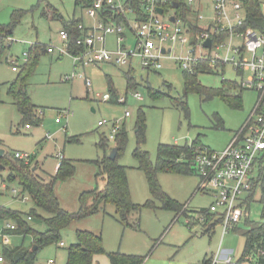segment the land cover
<instances>
[{
  "label": "rangeland",
  "instance_id": "374dc122",
  "mask_svg": "<svg viewBox=\"0 0 264 264\" xmlns=\"http://www.w3.org/2000/svg\"><path fill=\"white\" fill-rule=\"evenodd\" d=\"M57 13L63 19L57 18ZM171 14L169 12L165 18ZM15 18H18V23L6 40L9 47L0 62V148L9 157L17 152L31 155L32 166H39V175L45 181L56 174L60 163L57 155H63L65 160L73 162L75 175L56 184L57 196L67 211H79V196L83 191L104 186L102 178L96 179L97 167L86 162L104 158L105 152L99 147L101 137L109 139L108 155L115 147L114 139L110 136L116 121L128 132V143L118 159L119 163L128 169L133 201L145 205L152 200V195L146 175L138 169V161L133 155L137 146L135 126L140 109L144 111L146 119L143 149L150 153L155 163L161 143L191 145L199 138L204 146L213 151L224 150L234 133L245 124L258 101L259 94L252 89L243 91L241 108L232 107L218 96L208 99L197 92L186 94L184 70L170 59L162 60L163 68L158 72H147L136 61L134 76L138 87L127 91V66L105 63L76 68L71 55L61 56L59 51L49 54L41 50L35 73L29 82V94L38 108L36 116L41 123L33 124L32 129L27 130V121L8 90L9 84L19 73L13 71L11 61L16 60L22 66L25 54L33 47L47 49L63 46L60 32L64 30L66 21L81 20L86 27H91L94 20L88 17L86 9L76 5V0H0V29L8 31ZM135 41L134 34L127 30L125 45L132 47ZM115 45V37L110 35L106 46L114 49ZM181 51L180 46L173 49L176 56L185 54ZM249 76V73L245 74L246 78ZM86 79L91 82L90 87L86 86ZM223 79L240 83L242 75L232 65L219 72L199 75L201 85L212 89L220 88ZM148 85L162 95L153 99ZM111 87L119 98H127L125 104L102 99L106 94L112 96ZM137 94L142 96V101L135 97ZM175 99L186 104L189 116L182 107L173 103ZM127 112L130 113L128 117ZM101 121L107 124L100 126ZM0 174L5 180L0 183V205L30 213L34 207L31 199L25 201L14 193V190L21 191L19 182L11 184L6 180L8 168L1 169ZM159 181L171 198L184 205L182 214L164 209L162 202L156 200L154 208L146 206L134 211L130 217L134 227H126L118 221L115 207L107 205L100 213L74 222L63 233L64 246L45 247L38 253L37 262L47 264L48 260L56 259L57 264H64L67 248L77 242L76 231L85 230L102 235L107 253L119 251L142 255L147 257L144 264H204V259L209 258L214 264H227L220 257L224 249L233 250L234 264L241 257L244 233L250 228L247 220L243 219L236 230L226 235H223L222 224L215 225L211 234H207L206 221L200 222L199 213L191 212L208 209L214 200L211 193L197 191L200 178L197 175L160 173ZM259 199L260 190L257 189L249 207V221L254 224L262 222ZM9 224H14L13 220H0L1 254L4 249L2 234ZM33 224L42 228L37 219ZM10 241V247L27 246L32 239L10 236ZM97 260L111 264L106 253Z\"/></svg>",
  "mask_w": 264,
  "mask_h": 264
},
{
  "label": "trees",
  "instance_id": "16d2710c",
  "mask_svg": "<svg viewBox=\"0 0 264 264\" xmlns=\"http://www.w3.org/2000/svg\"><path fill=\"white\" fill-rule=\"evenodd\" d=\"M95 0H76V5L84 9L92 7ZM172 2L179 6L175 7ZM245 6L248 12L247 26H253L264 30V18L260 11L259 0H245ZM177 9V13L182 16L189 12L186 8L185 0H170L168 9ZM126 9H132L134 13L130 14V19L137 17L143 19V9L141 0H129ZM57 18L63 19L62 15L57 13ZM106 19L114 21L124 20V15L120 12L109 11L104 16ZM132 17V18H131ZM18 23V18L8 27V31L4 28L0 29V62L6 53L9 45L6 41L9 35ZM81 20H71L64 22L63 29L68 31L71 36V44L69 50L72 54H78L84 51V48L75 44V39L81 36L79 24ZM84 23V22H83ZM7 35L5 37V34ZM114 36V35H113ZM115 37V36H114ZM47 52V49L36 46L28 53L27 61L20 66L16 79L9 84V94L14 99L15 104L26 122V126L39 125L40 119H37V106L33 103L29 94V82L31 76L35 73L37 64L40 59V51ZM202 73H213L210 70L209 62L201 63L194 73L184 71L185 93L197 92L205 95L208 99L220 97L234 108L242 107V94L245 88L236 81L223 79L222 86L217 89L207 88L201 85L199 75ZM127 79V91L138 87L134 76V69L125 72ZM2 85L0 84V92ZM149 93L153 99L158 98L162 94L154 90L151 86H147ZM111 100L117 102L118 95L111 87ZM1 103V99H0ZM118 103V102H117ZM173 103L182 107L189 116L186 104L175 99ZM125 104V103H124ZM30 121V122H29ZM222 123V121H220ZM223 128V123L220 125ZM137 146L133 155L138 161V169L141 170L147 178L152 200H148L145 205L136 204L132 199L131 188L128 179V169L119 163V157L125 150L128 143V132L125 128H121L114 138L115 147L118 149L115 160L109 158L107 154L109 150V139L106 136L101 137L99 147L105 152L102 160H90L86 163L93 164L97 167L98 172L96 179L102 178L104 186H98L93 190L83 191L79 196L80 208L78 212H70L64 209L56 193V184L58 181H66L72 178L76 173V166L73 162L65 159L58 165V170L49 181H45L39 175V166H32V159L26 163L24 160L16 159L14 156L0 157V170L9 169L7 181L9 183L19 182L21 191L18 197L27 201L31 199L34 207L30 213L25 214L19 210L11 209L0 205V220H13L16 228L14 230L5 229L3 232L10 236L31 237L32 242L29 246L18 245L10 247L3 245L4 264H38L37 255L40 250L49 246H60L63 242V233L74 222L86 219L105 210L107 205H113L116 210L118 221L126 227H134L130 223V217L134 211L141 210L143 207H155V201L162 202L163 208L176 211L182 214L181 210L184 205L165 192L159 181L160 173H173L179 175H197L194 169L195 157L204 150L210 148L204 146L200 139L197 138L191 145H176L161 143L158 146L157 160L154 163L150 157V153L143 149L146 142V119L145 113L140 109L138 119L135 126ZM112 150V149H111ZM2 177V175L0 174ZM2 181H5L2 177ZM260 190V203L262 205V222L254 224L247 220L249 229L244 233L245 244L241 257L234 264H264V258L259 256L260 251H264V154L258 163V175L254 182L250 195L247 198L248 205L253 201L256 190ZM197 191H200L198 188ZM15 193V194H17ZM249 207V206H248ZM203 214L206 221V233L211 234L215 225L222 223V218L217 214H212L209 209L203 208L198 211ZM41 223L39 229L33 221ZM200 220V219H199ZM198 221V220H197ZM199 222V221H198ZM197 222V223H198ZM200 223V222H199ZM43 225V226H42ZM237 227L234 228L236 230ZM77 242L67 248L66 264H93L97 255L106 253L111 264H144L147 257L135 254H124L119 251L107 253L105 251L104 240L102 235L94 234L90 231L77 230ZM34 245L38 246L37 251H33ZM205 264H212L211 259H205ZM1 264V263H0Z\"/></svg>",
  "mask_w": 264,
  "mask_h": 264
},
{
  "label": "built area",
  "instance_id": "2783aa9c",
  "mask_svg": "<svg viewBox=\"0 0 264 264\" xmlns=\"http://www.w3.org/2000/svg\"><path fill=\"white\" fill-rule=\"evenodd\" d=\"M259 1L264 18V0ZM128 2L129 0H95L94 5L86 9L95 23L91 27H86L83 22L79 24L81 36L75 39V44L84 48V51L78 54L70 52L72 39L66 30L60 32L63 46H51L47 51L50 54L59 51L61 56L71 55L76 68L109 63L134 69L135 62L138 61L145 71L158 72L163 68V59L175 61L189 73H194L203 62H209L212 72H219L227 65L235 67L242 75L240 84L245 89L258 92L256 106L224 150L206 149L194 160V169L200 178V191L211 193L214 199L209 212L222 218L224 233L228 234L243 219L250 217L243 197L253 188L258 175V163L264 154V30L247 26L245 0H185L189 12L183 16L177 13V9L169 7L166 11L170 0H141L143 19H130L129 13L134 12L126 9ZM159 8L163 9V14L158 12ZM109 11L120 12L124 15V20L117 22L106 19L104 16ZM169 12L172 14L165 18ZM172 17L175 21L171 20ZM127 30L136 39L132 47L125 45ZM110 35L116 38L114 49L106 46ZM208 40L211 41L210 47L206 46ZM98 44L100 47H97ZM178 46L182 47L181 53H185L184 55L176 56L173 53V49ZM28 57L25 54V61ZM18 69L16 65L13 67L14 71ZM246 73L250 74L248 78L245 77ZM85 84L87 87L92 85L87 79ZM135 97L143 100L139 94ZM102 99L108 102L111 96L106 94ZM117 102L124 104L127 98L118 97ZM129 115L127 112L126 116ZM56 122L60 120L56 119ZM105 124L106 121L99 122L100 126ZM120 129L118 121L113 123L110 138L114 139ZM14 157L26 163L31 158L29 154L20 152L15 153ZM57 159L61 163L64 157L57 155ZM0 183H3L1 176ZM14 193L17 191L14 190ZM199 219L201 222L205 221L204 215L199 214ZM15 228L10 224L6 227L7 230ZM2 238L3 245H9L10 235L3 232ZM259 253L264 258V251ZM2 262L4 257L0 254V263ZM225 262L231 264L233 258L228 256ZM47 264H55V260L50 259Z\"/></svg>",
  "mask_w": 264,
  "mask_h": 264
},
{
  "label": "crops",
  "instance_id": "0c3cea01",
  "mask_svg": "<svg viewBox=\"0 0 264 264\" xmlns=\"http://www.w3.org/2000/svg\"><path fill=\"white\" fill-rule=\"evenodd\" d=\"M88 15V14H87ZM89 17V16H88ZM90 18V17H89ZM90 19H92V18H90ZM93 20V19H92ZM95 23V22H94ZM115 43H116V38H115ZM106 45H107V43H106ZM116 46V45H115ZM50 54V53H49ZM52 54H54V53H52ZM25 60V59H24ZM26 62V61H25ZM11 64H13V67L16 65V66H18L19 67V69H20V66L17 64V61L16 60H12L11 61ZM13 67H12V69H13ZM226 67L227 66H223V68L221 69V70H225L226 69ZM19 69H18V71H19ZM14 71V70H13ZM18 71H15V72H18ZM58 123H61V122H58ZM27 130H30V129H32V126L30 127V128H26ZM31 156V155H30ZM30 160H31V158H30ZM34 169H35V165H34ZM57 170H58V167H57V169H56V172H57ZM7 187V186H6ZM251 193V192H250ZM250 193L249 194H246L244 197H243V202L247 205V207L249 206L250 207V205H248V202H247V198H248V196L250 195ZM249 207H248V209H249ZM203 209V208H202ZM209 209V208H208ZM189 210V209H188ZM199 210H201V209H199ZM198 210V211H199ZM198 211H191V212H198ZM188 219H189V217H188ZM246 220H249V218H245ZM200 221V220H199ZM201 222V221H200ZM220 224H222V223H220ZM240 224V223H239ZM238 224V225H239ZM238 227V226H237ZM101 235V234H100ZM223 235H226L224 232H223ZM245 239V238H244ZM32 242V241H31ZM31 242H30V244H31ZM10 243H11V241H10ZM9 243V244H10ZM63 243V242H62ZM64 244V243H63ZM244 244H245V241H244ZM27 246H29V245H27ZM27 246H25V247H27ZM60 246L62 247V245L60 244ZM64 246V245H63ZM243 249H244V247H243ZM66 253H67V251H66ZM232 253H233V250H229V251H226L225 249L221 252V255H220V257L221 258H224V261H225V258H227L228 256H230V257H232L233 258V256H232ZM242 253H243V251H242ZM1 254V253H0ZM229 254H231V255H229ZM242 255V254H241ZM100 255H97L95 258H94V263L93 264H103L104 263V261L102 262V261H99V260H97L98 259V257H99ZM109 258V257H108ZM240 258V257H239ZM210 259V258H209ZM207 260V259H206ZM66 261H67V256H66ZM66 261H65V263L64 264H66ZM204 261H205V259H204ZM203 261V262H204ZM111 263V262H110ZM226 263V262H225ZM1 264H4V263H1ZM55 264H57V261H56V259H55ZM205 264V263H204ZM228 264V263H227ZM232 264V263H231Z\"/></svg>",
  "mask_w": 264,
  "mask_h": 264
},
{
  "label": "water",
  "instance_id": "95a60500",
  "mask_svg": "<svg viewBox=\"0 0 264 264\" xmlns=\"http://www.w3.org/2000/svg\"><path fill=\"white\" fill-rule=\"evenodd\" d=\"M173 5H174L175 7H178V4H177V3H174ZM158 12H159L160 14H163V9H162V8H159V9H158ZM171 20H172V21H175V18L172 17ZM210 45H211V41L208 40V41L206 42V46L210 47ZM117 153H118V149H117L116 147H114V148L110 151V153H109V158L112 159V160H115L116 157H117ZM4 154H5V150H3V149L0 148V157L4 156ZM32 250H33V251H37V250H38V246H37V245H34L33 248H32Z\"/></svg>",
  "mask_w": 264,
  "mask_h": 264
}]
</instances>
